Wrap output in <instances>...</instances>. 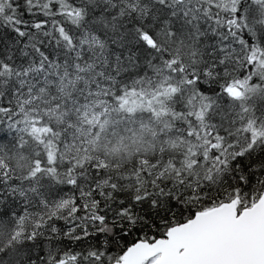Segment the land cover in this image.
Listing matches in <instances>:
<instances>
[{
    "label": "snow or ice",
    "instance_id": "6c2138e0",
    "mask_svg": "<svg viewBox=\"0 0 264 264\" xmlns=\"http://www.w3.org/2000/svg\"><path fill=\"white\" fill-rule=\"evenodd\" d=\"M0 264H264V0H0Z\"/></svg>",
    "mask_w": 264,
    "mask_h": 264
}]
</instances>
